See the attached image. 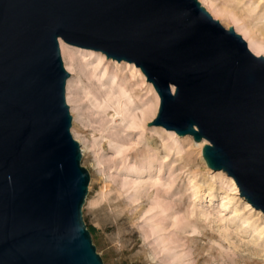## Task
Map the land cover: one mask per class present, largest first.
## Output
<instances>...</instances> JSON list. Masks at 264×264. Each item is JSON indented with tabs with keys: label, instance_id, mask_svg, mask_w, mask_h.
Segmentation results:
<instances>
[{
	"label": "water",
	"instance_id": "obj_1",
	"mask_svg": "<svg viewBox=\"0 0 264 264\" xmlns=\"http://www.w3.org/2000/svg\"><path fill=\"white\" fill-rule=\"evenodd\" d=\"M133 63L147 124L204 141L207 167L264 211V55L198 0H0V264H104L59 42Z\"/></svg>",
	"mask_w": 264,
	"mask_h": 264
},
{
	"label": "rangeland",
	"instance_id": "obj_2",
	"mask_svg": "<svg viewBox=\"0 0 264 264\" xmlns=\"http://www.w3.org/2000/svg\"><path fill=\"white\" fill-rule=\"evenodd\" d=\"M206 1L216 11L234 6L215 18L223 27L249 35L254 20L264 33V0ZM60 52L70 70V131L90 176L82 216L103 263L264 264V211L207 167L202 141L147 124L159 98L140 70L66 43Z\"/></svg>",
	"mask_w": 264,
	"mask_h": 264
},
{
	"label": "bare ground",
	"instance_id": "obj_3",
	"mask_svg": "<svg viewBox=\"0 0 264 264\" xmlns=\"http://www.w3.org/2000/svg\"><path fill=\"white\" fill-rule=\"evenodd\" d=\"M200 1V3L202 4V6H204L205 7V9L214 17V18H219V17H221L222 15H223V13L224 14H227L226 12H230V13H232L233 11H234V6L232 7L229 3H230V1L228 2V1H224L221 5H220V9L218 10V11H216L217 9H212L211 8V5L210 4H208V2L206 1V0H199ZM245 10V9H244ZM243 10V11H244ZM248 12V11H247ZM246 12V13H247ZM230 13L228 14L229 16H231L230 15ZM244 13H245V11H244ZM244 13H242V12H240L239 13V15L240 16H242V17H245L246 16V14H244ZM248 14H250L249 12H248ZM248 16V15H247ZM233 17H235L234 15H233ZM236 18V17H235ZM257 20V19H256ZM255 21L254 20H247L246 21V26L250 29V34L248 35V34H245V33H243V32H241L239 29H235V31L238 33V34H240L242 37H243V39L247 42V44H248V47L250 48V50L254 53V54H256V55H264V33L263 32H259L258 33V29L257 28H255V23H254ZM252 42H256V43H259V45H260V47L259 48H254L253 47V45H252ZM59 45H60V49H61V51H63V47H64V45H65V43L63 42V41H61L60 40V42H59ZM65 68H66V70L67 71H70V70H68V67H66L65 66ZM143 80H145L144 78H143ZM148 86H149V88H150V91L151 92H153L154 93V91H153V89H152V87H151V84L150 83H148ZM155 94V93H154ZM156 97V96H155ZM68 102V101H67ZM154 116H155V111L153 112V114H152V116H151V118L150 119H153L154 118ZM202 143H204V141H202ZM223 172V171H222ZM209 186V185H208ZM198 189L201 191L202 190V188H200V187H198ZM207 189V188H206ZM203 190H205L204 188H203ZM205 191H207V190H205ZM208 191H210V188H209V190ZM207 196V195H206ZM221 198H222V196H221ZM220 198V199H221ZM213 200V196H210L209 198H208V200H205V201H212ZM203 201V199H201V202ZM200 202V203H201ZM223 205V204H222ZM231 212H236V209H231ZM254 228V230H256L255 229V227L254 226H252V229Z\"/></svg>",
	"mask_w": 264,
	"mask_h": 264
}]
</instances>
